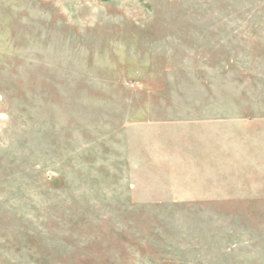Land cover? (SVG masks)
I'll return each instance as SVG.
<instances>
[{"label": "rangeland", "instance_id": "obj_1", "mask_svg": "<svg viewBox=\"0 0 264 264\" xmlns=\"http://www.w3.org/2000/svg\"><path fill=\"white\" fill-rule=\"evenodd\" d=\"M0 264H264V0H0Z\"/></svg>", "mask_w": 264, "mask_h": 264}]
</instances>
